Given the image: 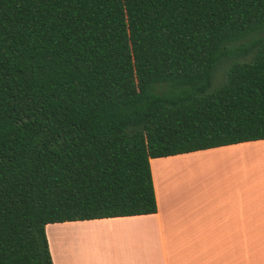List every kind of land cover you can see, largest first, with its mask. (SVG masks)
I'll return each instance as SVG.
<instances>
[{"label": "trees", "instance_id": "16d2710c", "mask_svg": "<svg viewBox=\"0 0 264 264\" xmlns=\"http://www.w3.org/2000/svg\"><path fill=\"white\" fill-rule=\"evenodd\" d=\"M264 0H0V264L51 223L152 214L149 161L264 139Z\"/></svg>", "mask_w": 264, "mask_h": 264}, {"label": "crops", "instance_id": "0c3cea01", "mask_svg": "<svg viewBox=\"0 0 264 264\" xmlns=\"http://www.w3.org/2000/svg\"><path fill=\"white\" fill-rule=\"evenodd\" d=\"M149 165L157 211L47 224L53 264H264V139Z\"/></svg>", "mask_w": 264, "mask_h": 264}, {"label": "rangeland", "instance_id": "374dc122", "mask_svg": "<svg viewBox=\"0 0 264 264\" xmlns=\"http://www.w3.org/2000/svg\"><path fill=\"white\" fill-rule=\"evenodd\" d=\"M263 36L264 30L258 31L256 34L250 35L237 43L228 45L214 67L208 91L217 89L224 82L230 65L250 61L255 50L254 39Z\"/></svg>", "mask_w": 264, "mask_h": 264}]
</instances>
